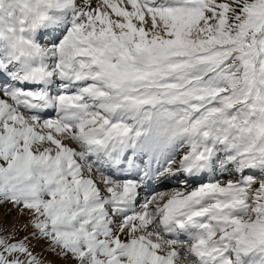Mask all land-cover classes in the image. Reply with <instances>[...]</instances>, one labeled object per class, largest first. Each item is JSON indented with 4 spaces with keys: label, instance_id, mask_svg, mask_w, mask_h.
I'll list each match as a JSON object with an SVG mask.
<instances>
[{
    "label": "snow or ice",
    "instance_id": "1",
    "mask_svg": "<svg viewBox=\"0 0 264 264\" xmlns=\"http://www.w3.org/2000/svg\"><path fill=\"white\" fill-rule=\"evenodd\" d=\"M0 264H264V0H0Z\"/></svg>",
    "mask_w": 264,
    "mask_h": 264
}]
</instances>
